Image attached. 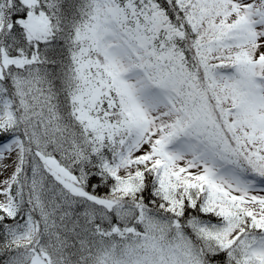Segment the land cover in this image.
Wrapping results in <instances>:
<instances>
[{
    "label": "snow or ice",
    "instance_id": "1",
    "mask_svg": "<svg viewBox=\"0 0 264 264\" xmlns=\"http://www.w3.org/2000/svg\"><path fill=\"white\" fill-rule=\"evenodd\" d=\"M0 264H264V0H0Z\"/></svg>",
    "mask_w": 264,
    "mask_h": 264
}]
</instances>
